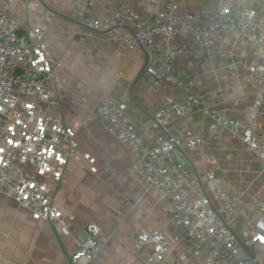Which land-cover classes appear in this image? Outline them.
Here are the masks:
<instances>
[{
  "label": "built area",
  "instance_id": "1",
  "mask_svg": "<svg viewBox=\"0 0 264 264\" xmlns=\"http://www.w3.org/2000/svg\"><path fill=\"white\" fill-rule=\"evenodd\" d=\"M177 5L176 0H154L152 14L143 17L129 0H119L115 11L102 16L79 1L74 14L79 24L106 33L110 41L151 52L153 60L145 75L152 92H185L183 101L164 104L155 113L156 138L135 129L125 104L109 98L97 107L106 130L129 149L131 174L148 190L159 193L174 225L185 230L182 239L162 228H146L136 246L149 249L147 264H184L190 256L196 264H264V196L246 206L239 193L224 188L215 169L201 179L177 159L179 150L201 142L189 126L202 99L191 93L182 71L175 67L182 51L169 47L173 38L188 37L206 51L227 33L243 34L255 52L242 81L255 87L260 105L264 99V14L234 9L230 0H221L214 11L177 16ZM158 38L164 47L155 46ZM54 80L44 33L35 28L23 32L8 11H0V190L30 209L34 219L50 222L58 236L72 239L76 249L71 264H91L106 243L100 225L88 222L83 234L74 237L69 228L74 216L54 206L56 189L77 149L75 129L48 110L61 103L60 91L52 86ZM205 113L210 115L209 133L214 139L228 133L264 160V137L254 125L218 109ZM176 125L178 132L172 134ZM183 240L188 252L173 253V246Z\"/></svg>",
  "mask_w": 264,
  "mask_h": 264
},
{
  "label": "crops",
  "instance_id": "2",
  "mask_svg": "<svg viewBox=\"0 0 264 264\" xmlns=\"http://www.w3.org/2000/svg\"><path fill=\"white\" fill-rule=\"evenodd\" d=\"M79 1L105 16L115 11L119 0H0V11H8L23 32L35 28L44 33L54 63L52 86L60 91L61 99L57 108L48 110L62 116L66 125L76 131L77 149L56 189L54 206L74 216L69 226L74 237L83 234L88 222L100 225L106 243L91 264H147L145 255L149 249L136 246L142 230L162 228L182 239L185 230L174 225L159 193L148 190L131 174L129 149L106 130L97 107L109 98L125 104L135 129L156 138L159 130L153 127L155 113L164 104L183 101L185 92H152L145 71L140 79L139 76L153 60V54L141 46L110 41L106 33L90 31L79 24L74 17ZM129 1L143 17L152 14L154 0ZM176 1V15L180 16L214 11L221 0ZM230 3L234 9H254L260 16L264 14V0ZM163 42L158 38L155 46L164 47ZM169 47L182 51L175 59V67L182 71L191 93L202 99L189 126L201 142L179 150L177 159L201 179L212 169L217 174L225 172L233 157H238L237 148L245 146L228 133L214 139L209 133L211 118L205 110H222L230 118L251 123L264 137V99L257 105V90L242 81L255 50L237 32L223 35L206 51L195 47L188 37L173 38ZM177 128L176 125L172 134H177ZM223 186L230 188L225 183ZM75 249L70 237L58 236L50 222L34 219L30 209L0 190V264H71ZM188 249L183 240L173 246V253H187ZM184 264L196 262L190 256Z\"/></svg>",
  "mask_w": 264,
  "mask_h": 264
},
{
  "label": "rangeland",
  "instance_id": "3",
  "mask_svg": "<svg viewBox=\"0 0 264 264\" xmlns=\"http://www.w3.org/2000/svg\"><path fill=\"white\" fill-rule=\"evenodd\" d=\"M237 152L238 157H233L232 165L218 176L229 189L239 193L246 204H252L264 195V160L242 146Z\"/></svg>",
  "mask_w": 264,
  "mask_h": 264
},
{
  "label": "water",
  "instance_id": "4",
  "mask_svg": "<svg viewBox=\"0 0 264 264\" xmlns=\"http://www.w3.org/2000/svg\"><path fill=\"white\" fill-rule=\"evenodd\" d=\"M145 69H146V67L142 70V72H141V74H140V76H139V79H140V77L142 76V74L144 73ZM135 84H136V83H135ZM135 84H134V86H135Z\"/></svg>",
  "mask_w": 264,
  "mask_h": 264
}]
</instances>
